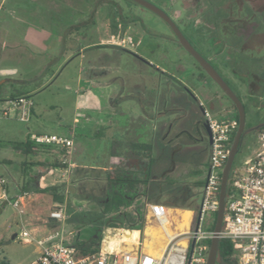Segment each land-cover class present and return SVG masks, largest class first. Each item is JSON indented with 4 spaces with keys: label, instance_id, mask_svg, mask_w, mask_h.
<instances>
[{
    "label": "rangeland",
    "instance_id": "374dc122",
    "mask_svg": "<svg viewBox=\"0 0 264 264\" xmlns=\"http://www.w3.org/2000/svg\"><path fill=\"white\" fill-rule=\"evenodd\" d=\"M146 1L172 16L196 51L226 80L244 107L245 128L263 121L264 3H259L255 19L250 20L248 5L252 0L237 1L239 10L233 0H198V5L192 0ZM113 2L124 13L130 11L138 17V36L115 34L106 27L105 18L114 15ZM39 4L35 0H0V175L10 176L7 172L13 163L26 158L12 150L13 142H23L32 134L71 137V153L52 146L64 151L56 157L61 163V157L66 156L75 167L86 168L64 176L51 173L45 177L46 186L64 185L67 219L79 213L98 214L103 165L108 163L111 137L121 142L120 134L125 136L126 130L132 129L139 135L138 142H149L147 139L155 133L152 127H156V138L150 140L154 158L163 162L155 164L152 175L171 180V188L188 187L193 193L192 202L199 206L208 168V141L200 128L203 141L193 146L192 141L199 136L193 129L204 125L203 111L212 120L226 119L231 102L180 46L163 38L171 35L170 29L149 10L128 0H42ZM215 6L221 9L217 22L211 19ZM90 12L93 21L79 27ZM65 31L72 34L65 44L66 53L47 65L56 56ZM212 38L233 50L216 54ZM94 44L99 48L93 49ZM240 47L242 53L234 52ZM77 51L80 56L71 59ZM90 68L101 75L85 76ZM19 96L32 102L23 121L19 120L21 110L10 104ZM182 108L184 113L179 112ZM258 145L257 133L246 135L233 170L240 171L254 157ZM119 151L124 160L134 155L123 146ZM42 153L41 159L52 162L54 155ZM93 166L100 168H89ZM26 174V179L32 180L36 173ZM49 200L48 194H42L34 202L27 213L33 223L43 224L55 205ZM146 204L145 198H139L133 207L141 206L146 215ZM213 217L205 214L203 231L211 230ZM22 229L35 239L43 234L21 222L11 205L0 201V264H31L38 258L36 243L20 239ZM65 230L72 241L73 228L66 223ZM118 230L104 229L100 246L107 237L119 239L123 233ZM217 264L222 263L217 260Z\"/></svg>",
    "mask_w": 264,
    "mask_h": 264
},
{
    "label": "built area",
    "instance_id": "2783aa9c",
    "mask_svg": "<svg viewBox=\"0 0 264 264\" xmlns=\"http://www.w3.org/2000/svg\"><path fill=\"white\" fill-rule=\"evenodd\" d=\"M112 43H115L114 38ZM123 44V41H122ZM14 108L21 110L19 120L23 121L32 107L28 97L19 96L10 101ZM4 116L8 114L3 112ZM204 121L208 126L211 151L208 156V168L202 189V201L196 214L189 220L186 231L168 235L164 230L170 223L167 208L160 204H149L147 213L166 234L167 244L160 256L143 252L141 244L137 249H108L100 246L95 254L81 255L71 245L66 235V204H55L48 212L46 223H52L39 239L33 238L25 229L21 230L20 239L27 244L36 243L40 252L31 264H205L208 249L205 242L213 237V231H203L201 225L206 213L216 214L221 172L228 158L230 137L237 129L234 119L212 120L209 113L203 111ZM258 148L253 158L244 167L233 170L231 188L226 194L225 211L219 240L232 243L234 257L238 264H264V129L258 134ZM36 145L55 146L71 153V137L58 135L29 136ZM210 161V162H209ZM61 163L71 166L66 156ZM229 182V181H228ZM7 180L0 176V201L16 210L20 219L25 214L27 192L10 197L7 193Z\"/></svg>",
    "mask_w": 264,
    "mask_h": 264
},
{
    "label": "trees",
    "instance_id": "16d2710c",
    "mask_svg": "<svg viewBox=\"0 0 264 264\" xmlns=\"http://www.w3.org/2000/svg\"><path fill=\"white\" fill-rule=\"evenodd\" d=\"M196 65L198 69L204 73L197 63ZM231 105L232 110L234 111L232 119H234L238 125L236 109L232 102ZM262 129H264V127L255 133L258 134ZM235 132L236 130L230 137V146ZM181 134H183V132ZM11 145L25 156L35 155L39 152L45 151L52 156L54 155L52 162L48 163L51 168H65V165L60 163L56 157L59 154L63 155V150H59L52 146L36 145L30 141L29 137L23 142L12 143ZM120 148V142L113 141L110 148L111 157H119ZM128 149L135 156L140 157L147 162L148 173L142 175L139 173L121 172L102 173L104 186L101 190L102 198L99 202L101 207L100 212L98 214L92 213L91 215L86 213L75 214L66 221V223L71 225L74 230V236L72 241H70V244L73 245L81 255H91L98 252L100 243L103 239L102 232L106 228L131 231L142 230L145 222L144 212L141 206L133 207L134 202L139 198H145L149 204H160L164 207L173 208H187L189 201L193 198V193L188 187L182 186L180 188H171L173 183L171 180H151L152 173H150V171L154 165L155 158L152 156L153 145L150 142H133L128 145ZM232 173L233 168L230 172L229 178H231ZM231 183L232 182L229 179L227 195L229 194ZM196 185L201 186L200 183H194V186ZM63 187L64 185L49 186L35 192L48 194L50 197L49 203L51 205L60 204L64 202ZM131 208L132 210L129 211ZM69 212H71V209H69ZM214 217L212 220L213 224L211 226V231L214 229ZM49 226L51 227L53 224L50 223ZM209 243L210 241L205 242V247L207 249ZM217 260L222 264H238L234 257V251L230 241L226 239L219 240ZM1 264L8 263L3 261Z\"/></svg>",
    "mask_w": 264,
    "mask_h": 264
},
{
    "label": "crops",
    "instance_id": "0c3cea01",
    "mask_svg": "<svg viewBox=\"0 0 264 264\" xmlns=\"http://www.w3.org/2000/svg\"><path fill=\"white\" fill-rule=\"evenodd\" d=\"M13 44H15V42ZM0 46L2 47L3 45H0ZM148 102H150V100H148ZM175 103H176V101H175ZM179 112L184 113L183 108L180 109ZM233 115H234V111L232 109H229V110H227L225 112V115L224 116H225L226 119H232L233 118ZM204 124H206V123L204 122ZM201 127L203 128V125L200 126V127H198V129L197 128L193 129L194 132L197 135H199L198 137H196V139H194L192 141V144H194L193 146H196V145L200 144L203 141L202 140L203 139V136H201L200 131H199V129ZM152 128H153L152 131H155V133L154 134L151 133V136L149 137L150 139L152 137H155L156 138V134H157L156 127H152ZM170 128H169V130H170ZM204 131H205V129H204ZM132 132H133V130L131 129V130H128V131L126 130V132H125L126 135L125 136H123V134H120V136H119L118 139H120V141H121L120 142L121 146H123L125 148H128V145L130 143L138 142V136L139 135H136V134H134ZM205 134H206L205 136H206L207 141H208V134L206 133V131H205ZM130 135L134 136L135 138L134 139H131ZM184 135H188L189 136L190 134L184 133ZM145 138L147 139V137H145ZM150 139H147V140L151 143V140ZM113 141H118V140L117 139H113L111 137V143ZM13 143H20V142H13ZM12 150H16V149L12 146ZM16 151L18 153H20L18 150H16ZM43 154L44 153L39 152V153H37L35 155H29V156H33V159L27 160V157L28 156H26V158L23 161L16 160L13 163L12 169L7 172V173H11L10 176L4 177L3 175H0V176L4 177L7 180V186H8L7 187V193H8V195L10 197L17 196L22 191H25V192L28 193L29 198L26 200L25 214L23 215L22 219H20V221L21 222H24V224L27 225V226L34 227L33 230L35 232H37V233H44V232H46V230L48 228H50L49 224L46 223L47 218L45 219V221H43V224H35L32 221V217L31 216H27V213L34 206V202H37V200L42 196V193H36L35 191H38L40 189H43V188L47 187L46 186V182H45V177L46 176L49 177L51 175V173H63V176H64L67 173H73L75 171V169H76V171L77 170L80 171L81 169H85L86 168V166H78V167H75V165L72 162H71V166L65 165V168L64 169L51 168L49 166V164L46 162L45 159L44 160L41 159V156ZM23 156H25V155H23ZM152 156L154 157L153 154H152ZM208 156H209V142H208ZM63 157H61V159H63ZM126 158L127 159L124 160L122 158L121 154H120L119 157L114 158V157H111V155L109 153L108 163H105L103 165L104 166L103 167V172L104 173H107V172H117L118 170H123V171L126 170V171H129V172L134 171V172H137V173L140 172L138 168L137 169L134 168V166H133L134 164L144 167V170H142V171H144V173L147 172V170H148V164H147V162L145 160H143L142 158L137 157L135 155H133L132 157H126ZM8 162L10 163V161H8ZM154 164H155V162H154ZM41 166H44L46 169L45 170L40 169ZM89 168L92 169V170H97L100 167H94L93 166L92 168L91 167H89ZM153 171H154V169H152V173H153ZM26 173H36V174L33 175L32 180H29V179H26L27 178V174ZM139 174H142V173H139ZM157 179L159 180V178H157ZM188 204L189 205H188L187 208H173V207H166V208H167V210H171V211H179V210L180 211H188L189 210V212L191 213V217H193L196 214L199 206H195L194 203L192 202V199L189 201ZM148 205H149V203H147L145 205V214L146 215H144V216H145V219L146 220L144 222L143 229L142 230H135L136 232L139 233L138 234L139 235L138 238L135 241L131 242L132 244L129 243L130 245H128L126 243H121V245H120V243H119V245H117L118 247L115 246V248L117 250H119V249H123V250L137 249L138 248V244H141V250L143 252L148 253L144 249V246H143L144 240H145V236H143V234H144L146 225L150 221L151 222V225H153L154 227H156L158 229H161L160 227H158L156 225V223H154L153 221H151L150 218H149V215H147L148 214L147 213V206ZM194 208H195V212L193 210ZM174 216H175V214L173 213L172 214V217H174ZM146 217H148V218H146ZM169 217H170V224H171L170 229L172 231L173 228H174L173 227L174 226V223H172V217H171V215ZM188 228H189V225H188V227L184 231L188 230ZM118 231H125V230L124 229H119ZM126 231H131V230H126ZM172 233H179V232H177V231L174 232V230H173ZM163 235L166 238V234H165L164 231H163ZM15 237H16V235H15ZM101 246L104 247V248H106L105 243L102 244ZM39 252H40V249L38 247V255H39Z\"/></svg>",
    "mask_w": 264,
    "mask_h": 264
},
{
    "label": "water",
    "instance_id": "95a60500",
    "mask_svg": "<svg viewBox=\"0 0 264 264\" xmlns=\"http://www.w3.org/2000/svg\"><path fill=\"white\" fill-rule=\"evenodd\" d=\"M131 1L149 10L168 25V27L173 32L176 38V42L179 44V46L198 64V66L204 71V73L219 87L222 93L233 103L238 115V126L229 149L228 158L221 172L220 188L218 194V209L214 217L215 223L213 229V237L210 239L207 256H206V262H205V264H216L218 245H219V233L222 228L223 216L225 211L227 186L235 156L238 153L239 146L241 145L243 138L246 135L250 133H254L259 129L263 128L264 123H259L256 126L246 129L245 110L237 95L232 91V89L223 80V78L219 75V73L213 68V66L192 47V45L183 36V34L178 29V27L175 25V23L170 19V17H168L167 14H165L162 10L148 3L145 0H131ZM203 128L208 134L209 156H210V151H211L210 132L207 124H204ZM14 237L15 235H13L12 239H14Z\"/></svg>",
    "mask_w": 264,
    "mask_h": 264
},
{
    "label": "flooded vegetation",
    "instance_id": "af4514ba",
    "mask_svg": "<svg viewBox=\"0 0 264 264\" xmlns=\"http://www.w3.org/2000/svg\"><path fill=\"white\" fill-rule=\"evenodd\" d=\"M36 2H39L40 1V4L39 5H42V0H35ZM128 1H130V2H132V3H134V4H136V5H139V4H137V3H135V2H133V1H131V0H128ZM146 1V0H145ZM177 1V0H176ZM192 1H194V4H196V5H198V0H192ZM205 1H207V0H205ZM209 1V0H208ZM211 1V0H210ZM214 1H216V0H214ZM219 2L220 1H222V0H218ZM234 2H236L237 3V8L239 7L238 6V2L237 1H239V0H233ZM241 1H248V0H241ZM240 2V1H239ZM264 3V0H252L251 1V5L249 4L248 5V8H249V13L251 14L249 17L251 18L250 20H252V18L253 19H255V16H256V13H257V8H259V3ZM149 3V2H148ZM258 3V4H257ZM113 5H114V15L113 16H110V17H107V18H105V20H106V23H104L105 25H106V27L108 28V29H110V30H112L113 32H116L115 34H118V33H130V34H133L134 36H138V34H139V31L137 30V29H135V24H136V22H140V20L139 19H137L138 17L136 16V15H134V14H131L130 13V11H127L126 13H124L123 11H122V9H121V7H119L115 2H113ZM264 5V4H263ZM140 6V5H139ZM171 6H173V4L171 5ZM43 7V6H42ZM140 7H142V6H140ZM31 8L32 7H29V10H31ZM143 8V7H142ZM215 8V13H213L212 14V17H211V19L212 20H217V13H218V10H221V9H219V7H214ZM147 10V9H146ZM161 10V9H160ZM212 10H213V8H212ZM238 10H239V8H238ZM40 10H36L35 12H39ZM164 12V11H163ZM239 12V11H238ZM165 13V12H164ZM260 13V12H259ZM165 14H167V13H165ZM155 15V14H154ZM252 15H253V17H252ZM92 16H93V13L92 12H90V14H88L82 21H81V23H80V25H78L79 27H81V26H84V25H86V24H89V23H91L92 21H93V18H92ZM167 16L168 17H170V19L175 23V25L178 27V29L180 30V32L182 33V31H181V29H180V25L178 26L177 25V23L175 22V20L173 19V17L172 16H169L168 14H167ZM159 18V17H158ZM219 18H222V17H219ZM160 19V18H159ZM161 20V19H160ZM162 21V20H161ZM217 22V21H216ZM251 22V21H250ZM165 23V22H164ZM166 24V23H165ZM167 25V24H166ZM168 26V25H167ZM217 26V25H216ZM78 27V28H79ZM182 27V26H181ZM169 28V27H168ZM184 28V27H183ZM170 29V28H169ZM185 29V28H184ZM142 31V30H141ZM170 32H171V35L170 36H167V37H163L164 39H166V40H168V41H171V42H173V43H175V44H177L178 46H179V44L176 42V38H175V36H174V34H173V32L171 31V29H170ZM183 34V33H182ZM72 34L69 32V31H65V32H63V34H62V36H61V39H60V47H59V50H58V52H57V54H56V56H54V57H52V58H50V60H49V63L47 64V65H50V64H53L54 63V61H56L58 58H59V56H63L65 53H66V50H65V44L67 43V41L70 39V36H71ZM183 36L188 40V42L192 45V43L190 42V39L186 36V35H184L183 34ZM128 39V41L130 42V44H133L134 43V41H133V39H132V37H128L127 38ZM212 40L213 41H215L214 42V51L216 52V54H217V52L219 51L220 53H222V52H224L226 49H230V48H227V47H229V46H227V43H225V42H220L219 40V44H218V42L215 40V38H212ZM125 43V40H123V44ZM196 43V42H195ZM110 44V43H109ZM111 45V44H110ZM15 45H13V47H14ZM99 45L98 44H94L92 47H93V49L94 48H96V49H98L99 47H98ZM192 47H193V45H192ZM194 49H195V47H193ZM95 49V50H96ZM196 50V49H195ZM230 50H233L232 48L230 49ZM238 51V53L240 54V53H242V51H244V50H242V48L240 47L238 50H234V52H237ZM232 54H236V53H233L232 52ZM76 55H79V52L77 51V53L76 54H74V55H72V58L71 59H74L75 57H76ZM80 56V55H79ZM103 57V56H102ZM101 57V58H102ZM203 57V56H202ZM204 58V57H203ZM206 59V58H205ZM210 59V58H209ZM207 60V59H206ZM209 63H210V61L209 60H207ZM211 64V63H210ZM212 65V64H211ZM214 68V67H213ZM215 69V68H214ZM216 70V69H215ZM217 71V70H216ZM218 72V71H217ZM219 73V72H218ZM97 75H101L100 73H96V72H93L92 71V68H90V69H88L87 71H85V76H87V77H90V76H97ZM220 75V74H219ZM221 76V75H220ZM222 77V76H221ZM223 78V77H222ZM223 80L226 82V80L223 78ZM227 83V82H226ZM228 84V83H227ZM229 86V85H228ZM230 87V86H229ZM259 123H264V120L263 121H261V122H259ZM259 123H257V124H259ZM256 126V125H255ZM201 130H202V132H203V134L204 135H206L205 134V131H204V129L201 127ZM203 140V139H202ZM201 144V143H200ZM200 144H198V145H200ZM176 152V150L174 149V151H172L171 152V155H170V158H172V156L174 155V153ZM158 162H163V161H161V160H159V159H155V164H157ZM153 165L152 167L153 168H151V171H150V173H152V169H154L155 168V166H157V165ZM134 166V168H138L139 169V171L140 172H138V173H144V171H142V170H144V167H142V166H139V165H136V164H134L133 165ZM117 172H121V173H137V172H134V171H131V172H129V171H126V170H118ZM164 172H166V171H164ZM163 172V173H164ZM145 173H148V170H147V172H145ZM141 174V175H142ZM151 180H158V179H155L154 178V176L151 174Z\"/></svg>",
    "mask_w": 264,
    "mask_h": 264
},
{
    "label": "bare ground",
    "instance_id": "6f19581e",
    "mask_svg": "<svg viewBox=\"0 0 264 264\" xmlns=\"http://www.w3.org/2000/svg\"><path fill=\"white\" fill-rule=\"evenodd\" d=\"M167 213L169 214V216L171 215V217L173 213L175 214V216L172 217V223H174V226L172 225L174 227L173 228L174 232L175 231L183 232L188 227V223L191 218V213L189 212V210L188 211L168 210ZM170 226L171 224L168 223L164 228V230L168 235H171L173 231V230L171 231ZM122 233L123 234L119 239L115 237L114 238L107 237L104 242L106 248L116 249L115 246L119 245V243L120 245L121 243H126L130 245L129 243L135 241L139 236L138 235L139 233L136 231H122ZM143 236H145V240L143 244L144 249L150 254L160 256L167 244L166 238L163 235V230L154 227L153 225H151V222L149 221L145 227Z\"/></svg>",
    "mask_w": 264,
    "mask_h": 264
}]
</instances>
